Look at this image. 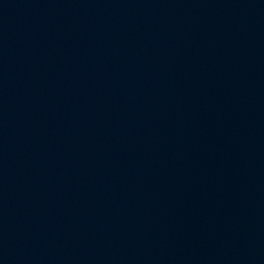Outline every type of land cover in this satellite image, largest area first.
I'll use <instances>...</instances> for the list:
<instances>
[{
  "label": "water",
  "instance_id": "obj_1",
  "mask_svg": "<svg viewBox=\"0 0 264 264\" xmlns=\"http://www.w3.org/2000/svg\"><path fill=\"white\" fill-rule=\"evenodd\" d=\"M0 264H264V0H0Z\"/></svg>",
  "mask_w": 264,
  "mask_h": 264
}]
</instances>
